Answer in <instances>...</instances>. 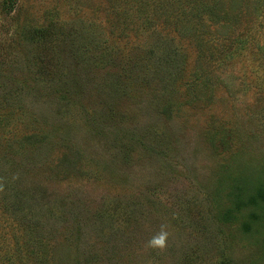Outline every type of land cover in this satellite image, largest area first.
<instances>
[{"label": "rangeland", "instance_id": "1", "mask_svg": "<svg viewBox=\"0 0 264 264\" xmlns=\"http://www.w3.org/2000/svg\"><path fill=\"white\" fill-rule=\"evenodd\" d=\"M0 184V264H264V0H0Z\"/></svg>", "mask_w": 264, "mask_h": 264}, {"label": "clouds", "instance_id": "2", "mask_svg": "<svg viewBox=\"0 0 264 264\" xmlns=\"http://www.w3.org/2000/svg\"><path fill=\"white\" fill-rule=\"evenodd\" d=\"M18 178V177H14ZM4 190L3 184H0V191ZM168 226L162 224L158 232H156L146 243V247L152 250L164 251L168 247L170 233Z\"/></svg>", "mask_w": 264, "mask_h": 264}, {"label": "trees", "instance_id": "3", "mask_svg": "<svg viewBox=\"0 0 264 264\" xmlns=\"http://www.w3.org/2000/svg\"><path fill=\"white\" fill-rule=\"evenodd\" d=\"M42 32H38V34H41ZM243 191V190H242ZM259 200V202H258ZM252 202H254L255 204H259L260 202H264V188H260L257 191V195L256 198L252 199ZM243 201H240V206L238 205V208H240L243 205ZM238 211V210H237ZM230 213H233L232 210H230ZM233 217V216H232ZM258 217V216H257Z\"/></svg>", "mask_w": 264, "mask_h": 264}]
</instances>
